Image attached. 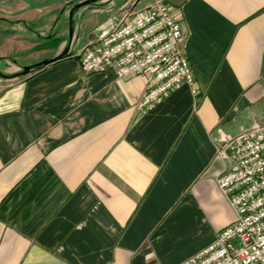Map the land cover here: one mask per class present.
I'll list each match as a JSON object with an SVG mask.
<instances>
[{"label": "crops", "instance_id": "crops-1", "mask_svg": "<svg viewBox=\"0 0 264 264\" xmlns=\"http://www.w3.org/2000/svg\"><path fill=\"white\" fill-rule=\"evenodd\" d=\"M81 1L0 0V264H180L235 219L216 147L264 124V0H165L200 92L145 112L146 77L84 72L81 48L20 74L65 50ZM126 1L81 8L83 43Z\"/></svg>", "mask_w": 264, "mask_h": 264}, {"label": "built area", "instance_id": "built-area-1", "mask_svg": "<svg viewBox=\"0 0 264 264\" xmlns=\"http://www.w3.org/2000/svg\"><path fill=\"white\" fill-rule=\"evenodd\" d=\"M120 7L115 27L89 42L80 52L84 72L114 69L120 78L143 75L146 87L136 107L145 112L171 90L200 87L186 52L187 34L165 0L138 8ZM231 165L217 177L235 212L232 223L216 239L180 264H264V124L227 137L216 147Z\"/></svg>", "mask_w": 264, "mask_h": 264}, {"label": "water", "instance_id": "water-1", "mask_svg": "<svg viewBox=\"0 0 264 264\" xmlns=\"http://www.w3.org/2000/svg\"><path fill=\"white\" fill-rule=\"evenodd\" d=\"M98 1H100V0H83L81 2L73 3L71 6V9H70V12H69V37L70 38H69V43H68L67 47L65 48V50L56 57L45 59V60L30 64V65L23 66L22 72L20 74L31 73L35 70H38V69L48 65L49 63H51L53 61H57V60L64 58L66 56H71L72 52H69V47H70V43L72 42V38L74 35V31H75V15L81 8H83L87 5L95 4ZM135 1L136 0H127L122 7L123 8H130L133 6ZM117 22H118L117 16L116 15L112 16L108 22H106L105 24H103L102 26H100L97 29L98 37H102V36L108 34L115 27ZM0 75L3 77H10V75H6V74H3L1 72H0Z\"/></svg>", "mask_w": 264, "mask_h": 264}, {"label": "rangeland", "instance_id": "rangeland-1", "mask_svg": "<svg viewBox=\"0 0 264 264\" xmlns=\"http://www.w3.org/2000/svg\"><path fill=\"white\" fill-rule=\"evenodd\" d=\"M155 0H141L140 5L138 6V8H143L145 5L149 4V3H153ZM108 11L110 12V9H108ZM63 22L65 24V26L67 27L68 25V14L67 12L63 13ZM83 30L81 28H76L75 27V31H74V35L72 38V43H70V47H69V52H72L76 55V53L78 52V50L83 47H85L89 42H91L94 39H90L89 41L83 43V41L79 38L80 35H83ZM80 50V52H81ZM77 56V55H76ZM80 56V54H79ZM5 69L4 64H0V70Z\"/></svg>", "mask_w": 264, "mask_h": 264}]
</instances>
